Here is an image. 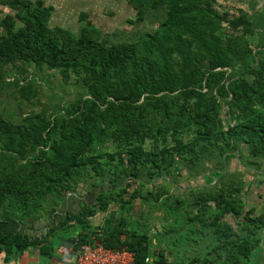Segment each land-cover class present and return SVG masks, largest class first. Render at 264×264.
Returning a JSON list of instances; mask_svg holds the SVG:
<instances>
[{
  "label": "trees",
  "instance_id": "obj_1",
  "mask_svg": "<svg viewBox=\"0 0 264 264\" xmlns=\"http://www.w3.org/2000/svg\"><path fill=\"white\" fill-rule=\"evenodd\" d=\"M128 2L137 22L153 15L155 26L113 42L91 21L78 32L53 26L45 0H0V98L38 96L45 80L29 77L30 66L59 70L79 89L17 119L0 110V219L44 220L69 193L94 195L56 216L42 239L0 233V253H21L75 226L76 247H127L134 264H241L264 247V204H248L244 170L228 164L247 169L249 159H264V23L244 10L231 17L217 0ZM1 6L10 11L1 16ZM203 173L188 195L165 201L174 195L165 183ZM136 182L159 183L144 193ZM137 197L192 206L185 213L193 243L174 251L177 259L115 210L91 223L112 203L131 209ZM263 247L255 264H264Z\"/></svg>",
  "mask_w": 264,
  "mask_h": 264
},
{
  "label": "rangeland",
  "instance_id": "obj_2",
  "mask_svg": "<svg viewBox=\"0 0 264 264\" xmlns=\"http://www.w3.org/2000/svg\"><path fill=\"white\" fill-rule=\"evenodd\" d=\"M45 1L47 4L54 6L51 18V24L53 26H61L78 32L84 24L91 21L94 25L99 27L104 34L108 35L110 41L113 42L131 40L140 31L150 30L156 23V18L153 15H149L144 22H137V10L128 2V0ZM1 7L3 9L1 16L10 11V9L5 6ZM216 8L221 12L227 11L231 17L238 16L240 11L244 10L254 19L261 20L263 21L262 23H264V0H217ZM83 13H86L87 17L84 18ZM261 28L264 30V26L261 25ZM256 30H258V28H256ZM255 35L256 42L258 33ZM8 70V73H11L10 71L13 69L9 66ZM28 76H35L40 81L41 79L45 80L42 83V86H40L38 96L27 100L21 99L20 97L15 99V97L4 95L0 98V110H2L4 114L11 115L17 119L21 113L26 115L30 112L41 111L43 108L52 109L57 103L67 102L78 96L79 89L76 88L74 83L65 84L59 70L49 69L47 66H43L42 69L36 66H30ZM71 80L73 81V78H71ZM17 95H19V93ZM228 166L233 171L239 168L244 170L243 177L245 181L249 182V188L246 195L248 204L261 207L262 204H264V159H249L247 169L242 168L236 159H231ZM203 175L204 173L201 174V176L187 174L181 176L177 175L179 183H165L168 185L169 193L174 194L171 198L165 199V201L172 203V200H174L176 196L181 198L188 195L190 188L200 185V180L203 178ZM234 175L237 179L238 176L236 174ZM158 183L159 182H155V184ZM155 184L152 183L141 187V183L136 182L135 187L141 188L144 193H147L148 188H153ZM70 195L71 193H69V196ZM73 198H76V195ZM83 199V201L92 203L94 201V195L91 193L87 194ZM70 204L74 206L72 200L70 201ZM75 204L78 205L77 202ZM127 206L128 208L131 207V203ZM189 209H192V206L191 208L184 207L180 210L174 205H166L162 207L161 203L158 205L153 201L144 203L140 197H137L134 200L131 209L125 208V210H122L119 204L112 203L107 211H101L99 214L105 218V216L109 215L112 210H115L116 217L121 215L127 216L129 224L134 228L139 229L141 232H154L149 234L151 242L154 246L160 245L164 247L166 245V255L170 261H173L177 259L176 253H184L186 247L193 243V241L189 240L187 237V235L191 234L190 230L194 229V226L190 225V221L188 220L189 217H187L185 213L186 210ZM49 212L50 209L45 212L43 217L45 218L44 221L52 220ZM66 228L67 227L64 226L55 232L57 234L55 242L75 236L72 227L70 228L69 226L67 230ZM155 228L161 229L162 233L157 235ZM155 233L156 235H154ZM154 246L153 249H156ZM262 247H258L249 258H244V261L241 264H255L257 260L262 257ZM189 248L190 250L192 249L191 246H189ZM176 250H178V252L174 253ZM260 261H262V259H260ZM259 264L262 263L260 262Z\"/></svg>",
  "mask_w": 264,
  "mask_h": 264
},
{
  "label": "crops",
  "instance_id": "obj_3",
  "mask_svg": "<svg viewBox=\"0 0 264 264\" xmlns=\"http://www.w3.org/2000/svg\"><path fill=\"white\" fill-rule=\"evenodd\" d=\"M199 180V179H198ZM201 181V180H200ZM68 196L66 201L59 206L56 211L51 210L49 213L52 220L44 221L41 219L32 220L28 219L26 222L22 223L17 220L3 221L0 219V233L3 234H14L22 233L27 235L30 239H36L42 237L49 231V226L56 216H63L67 211H75L79 209V206L75 203L83 202V197L76 195ZM71 197V198H70ZM74 202V206L70 204V201ZM76 201V202H75ZM55 214V215H54ZM104 217V216H103ZM97 213L95 216L91 217V223L97 225L101 223L104 218ZM230 221L235 224L233 218L230 217ZM234 221V222H233ZM72 223V222H71ZM73 232L75 231V226L72 227ZM155 231H161L159 228H155ZM56 232V231H55ZM53 232L49 235L48 242H43L37 246H32L25 249L21 253H15L11 256H7L6 252L0 253V264H76L79 248L76 247L75 239L77 237V232L75 236H71L69 239H62V241H56V233ZM156 242V241H155ZM44 251V252H43ZM51 252L48 254L47 252Z\"/></svg>",
  "mask_w": 264,
  "mask_h": 264
},
{
  "label": "built area",
  "instance_id": "obj_4",
  "mask_svg": "<svg viewBox=\"0 0 264 264\" xmlns=\"http://www.w3.org/2000/svg\"><path fill=\"white\" fill-rule=\"evenodd\" d=\"M152 262V257L146 258ZM135 253L127 247H107L101 242L84 243L79 247L76 264H134Z\"/></svg>",
  "mask_w": 264,
  "mask_h": 264
}]
</instances>
